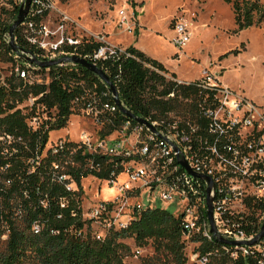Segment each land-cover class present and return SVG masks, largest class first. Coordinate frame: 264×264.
Wrapping results in <instances>:
<instances>
[{
	"label": "built area",
	"instance_id": "built-area-1",
	"mask_svg": "<svg viewBox=\"0 0 264 264\" xmlns=\"http://www.w3.org/2000/svg\"><path fill=\"white\" fill-rule=\"evenodd\" d=\"M24 2L14 0L13 4L19 9ZM118 17L117 26L131 32L132 26L123 10ZM72 23L68 16L57 11L54 0H30L23 22L15 30L21 46L15 36L14 41L20 49L12 51L8 31L2 34L0 90L8 91L13 86V91L21 94L26 88L49 84L51 67H40L30 61L32 57L41 62L77 55L95 66L110 58H133L126 48L107 43L101 34L79 39L65 36V30ZM172 28L175 35L170 42L179 57L191 32L183 19L175 20ZM90 42L101 46L84 56L63 50L68 46L75 51ZM67 65L73 64L54 67ZM154 70L178 85L195 86V99L189 97L182 101L189 110L170 111L162 119L142 118L149 124L146 126L120 112L102 81L105 90L96 85L88 88L80 81V93L71 101L70 111L93 128L90 132L81 131L77 142L58 139L49 147L56 154L64 150L66 141L75 143L67 158L75 165V154L81 151L80 156L85 157V168L90 173L102 171L97 159L110 164L106 180L92 175L85 178L115 188L116 196L110 201L96 202L88 209L82 234L90 222L93 228L101 227L93 236L102 241L109 230L126 228L142 211L158 209L152 200L147 206L141 203L143 192L147 190L149 196L157 193V202L180 208L174 217L179 219L183 254L188 264H264V236L247 244L264 227V104L257 105L240 96L207 71L190 83ZM41 96L29 94L22 102L15 101L14 110L26 116L25 123L31 132L42 127L46 130L45 122H52L56 115V109L48 110L38 102ZM173 97L171 93L166 99ZM23 104L29 110L23 112ZM118 112L127 120L110 134L101 136L105 123H111ZM0 137L8 145L20 140L5 134ZM39 159L37 156L34 160L37 163ZM61 180H70L66 185L68 191L77 190L69 176H60ZM209 197L215 234L211 232L208 215ZM32 231L38 234L40 226L34 224ZM2 237L7 239V232ZM140 252L136 250L138 255Z\"/></svg>",
	"mask_w": 264,
	"mask_h": 264
},
{
	"label": "trees",
	"instance_id": "trees-1",
	"mask_svg": "<svg viewBox=\"0 0 264 264\" xmlns=\"http://www.w3.org/2000/svg\"><path fill=\"white\" fill-rule=\"evenodd\" d=\"M133 4V0H129ZM11 1L9 9L0 7V40L9 30L17 16L18 8ZM234 22L233 33L241 32L264 23V4L261 0H225ZM14 36L21 46L17 31ZM101 44L90 42L73 47H63L65 52L84 56L97 50ZM244 44L240 45V49ZM8 49V48H6ZM133 58H110L96 63L115 85L120 102L135 116L162 119L170 111L178 113L189 110L182 102L197 94L194 85H178L154 69L168 74L165 67L133 46L126 48ZM239 50L231 53L237 54ZM226 56V55H224ZM176 79L174 73L169 74ZM48 85L26 88L21 94L0 90V135L20 139L10 143L0 155V237L7 232L5 249L0 253V264H123L130 248L122 241L132 239L138 248L151 241L155 251L172 258L173 264H185L179 219L161 209L142 211L124 229L109 230L102 241H98L87 230L82 234L86 221L82 219L81 181L89 176L106 180L110 164L96 160L102 166L100 173H90L85 168V157L77 151L75 165L67 158L76 147L66 141L63 151L54 154L45 150L49 133L66 128L72 115L71 101L80 93L78 83L83 81L88 88L94 85L105 90V85L93 73L79 65L51 67ZM173 98L166 99L168 94ZM42 95L38 102L48 110L56 109L47 129L42 127L31 132L25 123L26 116L15 109V101L22 102L27 96ZM127 118L117 113L111 123H105L100 131L105 136L117 129ZM68 148L67 150H65ZM40 157L37 163L36 157ZM34 160L30 163V160ZM57 166V168H55ZM60 176H69L77 190L68 191L70 180L59 181ZM34 224L40 232L34 234ZM81 232L80 235L78 233Z\"/></svg>",
	"mask_w": 264,
	"mask_h": 264
},
{
	"label": "rangeland",
	"instance_id": "rangeland-1",
	"mask_svg": "<svg viewBox=\"0 0 264 264\" xmlns=\"http://www.w3.org/2000/svg\"><path fill=\"white\" fill-rule=\"evenodd\" d=\"M11 1L14 0H0V7L8 9ZM261 2L264 4V0ZM54 3L57 11L73 21L65 30V36L79 39L101 34L106 37L107 43L121 48H126L125 44L129 42L131 45L136 43L174 70L179 78L176 77V80L199 79L207 71L240 96L257 105L264 104V23L233 33V15L225 0H133V4L129 0H54ZM120 10L125 12L127 22L132 26L129 33L117 26ZM177 19L185 20L191 32V38L179 57L170 42L175 35L172 27ZM241 44H244L243 49H240ZM233 50L239 52L231 53ZM169 74L166 75L170 77ZM21 108L23 112L29 110L24 104ZM92 128L84 118L71 115L66 128L49 133L43 155L58 139L77 142L81 131L90 132ZM7 145L0 137V155L5 153ZM81 183L82 215L85 214L82 219L86 220L88 209L96 202L113 199L116 190L106 184L100 185L92 178ZM156 195L155 192L149 196L148 191H144L141 203L147 206L152 200L156 208L172 216L178 215L179 207L157 202ZM87 225L92 235L101 230V227L90 226V222ZM5 240L0 237V253L4 252ZM122 242L130 248L123 264H173L169 255L155 251L151 241L142 248L136 247L132 239ZM136 250H141L139 255Z\"/></svg>",
	"mask_w": 264,
	"mask_h": 264
},
{
	"label": "water",
	"instance_id": "water-1",
	"mask_svg": "<svg viewBox=\"0 0 264 264\" xmlns=\"http://www.w3.org/2000/svg\"><path fill=\"white\" fill-rule=\"evenodd\" d=\"M29 4H30V0H25V2L20 5L19 9H18V13L16 18L14 19V21L12 22L11 26L9 27L8 30V37H9V47L12 51L16 52L18 51L20 48L15 44L14 41V31L17 29V27L20 25V23L23 22L27 12H28V8H29ZM31 62L36 63L37 65H39L42 68H50V67H54L57 66L59 64H63V63H67V64H73V65H79L82 68L88 70L89 72L93 73L96 77H98L107 87L108 91L111 93V95L113 96V101L114 103L117 105V107L119 108L120 112L123 113L126 117H128L129 119H132L134 121H136L137 123L140 124H144L146 126H149V124L142 118L135 116L131 111L125 109L122 105V103L120 102L119 99V95H118V91L115 87V85L110 81L108 75L101 69H99L98 67H96L95 65L91 64L90 62H88L87 60L77 56V55H72V56H63L60 57L58 59L55 60H50V61H38L35 58H31L30 59ZM181 164L186 167L184 162H181ZM197 176V175H196ZM199 178H203L205 180L209 179L207 177L198 175ZM210 189L208 188L207 193H209ZM208 203V215H209V219H210V223H211V232L213 234H215V229L213 226V222L211 220V198L209 197L207 200ZM264 236V227L261 230V233L250 243L247 244H253L254 242H256V240L258 238H261ZM222 242H225L223 240H221ZM231 244H234L233 242H228Z\"/></svg>",
	"mask_w": 264,
	"mask_h": 264
},
{
	"label": "crops",
	"instance_id": "crops-1",
	"mask_svg": "<svg viewBox=\"0 0 264 264\" xmlns=\"http://www.w3.org/2000/svg\"><path fill=\"white\" fill-rule=\"evenodd\" d=\"M137 41V39L135 40V42ZM116 44L117 45H123V44H121V43H119V42H116ZM126 45V48L127 47H129V46H133V47H135L136 49H138V50H140L141 52H143L145 55H147L148 57H150V58H152V59H155V60H157L158 62H160L164 67H165V69L168 71V72H170V73H174L175 75H176V77H177V79H179L178 78V75L176 74V72L174 71V70H172L171 68H169V66L165 63V62H163V61H160L159 59H157L155 56H153V55H149L145 50H143L141 47H139L138 45H136V43H134V44H130V42L128 43V44H125ZM125 45H123V46H125ZM175 55V52H174V54H173V56ZM170 62H172L171 60H170ZM169 62V63H170ZM195 79H197V78H195ZM195 79H193V80H184V81H194ZM85 180V179H84ZM83 180V181H84Z\"/></svg>",
	"mask_w": 264,
	"mask_h": 264
}]
</instances>
